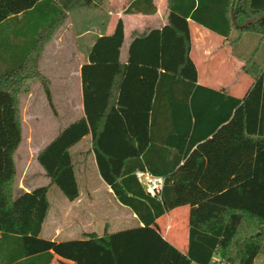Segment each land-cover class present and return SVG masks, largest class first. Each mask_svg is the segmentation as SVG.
Instances as JSON below:
<instances>
[{
    "label": "trees",
    "instance_id": "1",
    "mask_svg": "<svg viewBox=\"0 0 264 264\" xmlns=\"http://www.w3.org/2000/svg\"><path fill=\"white\" fill-rule=\"evenodd\" d=\"M104 1L0 0V264H49L52 255L73 264H254L264 255V73L251 75L240 98L197 85L188 21L232 45L243 34L264 42V20L240 28L264 15V0H166L165 25L132 32L125 61L118 20L80 69L84 117L37 155L49 184L13 197L20 98L39 83L53 110L38 59L70 12H99ZM156 12L154 0H130L124 14ZM88 135L101 179L142 226L42 239L49 189L69 203L79 197L70 149ZM136 171L164 179L159 197L146 194ZM181 207L189 209L185 252L157 224Z\"/></svg>",
    "mask_w": 264,
    "mask_h": 264
},
{
    "label": "rangeland",
    "instance_id": "2",
    "mask_svg": "<svg viewBox=\"0 0 264 264\" xmlns=\"http://www.w3.org/2000/svg\"><path fill=\"white\" fill-rule=\"evenodd\" d=\"M128 1L130 0H105L103 9L99 12H88L79 9L70 12L69 21L65 22L56 31L51 40L53 46L57 45L59 47L57 51H48V53L44 54L42 59L43 67H50V63H55L60 68V71L55 70V73L60 72L62 74L66 70L70 72V66H74L78 60L76 57V47L74 46H77L79 54L84 56L87 44L91 43L97 35L107 33L108 26L115 22L119 16L124 19L129 32L135 22L136 24L138 23L139 28L144 29L145 27L151 28L157 26V23H160L159 19L161 17L165 20L167 14L166 0H156L158 13L155 20L142 16L140 17V20H143L142 22L136 21L135 16L124 14ZM208 43L210 46L216 47V49H210L209 57L214 58L216 55H219V59L217 61L214 60L213 63L214 66L219 67L218 75L225 78L227 76V68L234 73L232 94L235 96L241 97L245 93V90L249 88V85L252 83V74H256V72L264 73V65H262L264 42L258 41L257 37L251 34H243L241 39L235 43L233 51L222 50L221 41L209 40ZM232 57L234 65L230 61ZM222 58L229 59V62L223 61ZM253 62L258 63V65L252 66ZM219 83L222 84L213 86L224 88L227 83L230 84V78L227 83L224 80H219ZM50 89L53 98V110L48 105L46 97L38 84L34 85L31 88L30 94L23 97L20 102L22 139L14 154L16 168L13 184L14 198L19 196L20 191L18 188L32 191L37 187L49 184L45 173L36 161L37 155L76 116V113L71 109L75 93L74 90L72 91L70 78L69 81L68 79L53 78ZM97 198L102 202V206L113 212L112 205L104 195L97 196ZM64 199L55 186L49 189L47 195V200L51 207L49 225L52 224L51 221L54 220V216H57L55 210H65V216L69 214L70 207L65 202L66 199ZM246 201L248 202V200ZM255 201L253 200V202ZM183 210L184 208H178L165 214L160 224L164 225L165 218L178 221L179 217H182V214L185 213ZM63 226L66 227V225ZM52 232L49 231V237ZM47 235L48 231L45 232V236ZM254 264H264V255H259L255 259Z\"/></svg>",
    "mask_w": 264,
    "mask_h": 264
},
{
    "label": "crops",
    "instance_id": "3",
    "mask_svg": "<svg viewBox=\"0 0 264 264\" xmlns=\"http://www.w3.org/2000/svg\"><path fill=\"white\" fill-rule=\"evenodd\" d=\"M125 6V9L127 8L128 4ZM154 3L157 7V2L154 0ZM103 9V8H102ZM124 9V11H125ZM167 11V7H166ZM157 12L154 15L150 16H143V15H132L135 16L136 21H143L140 20V17H148L150 19H156ZM167 13V12H166ZM70 14V13H69ZM69 14L68 18L65 22L69 21ZM130 16V15H129ZM167 17V14H166ZM166 17L165 20L161 17L159 19L160 23H157V26L151 27V28H139V26L135 24L132 26L131 31L129 32L126 27V23L122 17H118L115 22L111 23L108 26L107 33L99 34L96 36V38L104 36V35H110L112 34L115 25L118 20H121L124 25V42L121 50V60L125 61L126 54H127V48L129 45V42L131 40L130 35L132 32H138L141 33L145 29H158L165 25L166 23ZM188 27L190 31L191 36V51H190V57L196 66L197 70V85L210 88L213 90H222L225 93L232 95L233 97H237L234 94H232L233 91V83H234V73L227 68L226 74L227 76L221 77L218 75L219 73V67L214 66V60L219 59V55H216L214 58H210V49H216L214 46H210L208 43L209 40H216L221 41L222 43V50H229L233 51L234 45L230 44V42L222 38L214 33H211L207 29L195 24L192 21H188ZM22 31V30H21ZM95 38V39H96ZM95 39L87 44V48L85 51V55L81 56L79 54V49L76 47V57L77 62L74 66H70V72L66 70L65 73L57 72L55 73V70H59L58 66L55 63H50V67H43L42 65V59L44 57L45 53H48V51H57V48L59 46L52 45V41H50L44 48V51L40 55L37 63V69L40 74H42L50 83V88L52 84L53 78H59V79H65L69 81L70 78V85L72 86V91L74 90L75 98L72 102L71 109L76 113V116L73 121H70V124L74 121L84 117V111L82 106V86H81V76H80V69L82 65L87 63L88 54L90 51V48L92 44L94 43ZM218 46V45H217ZM223 61L226 60L229 62V59L222 58ZM231 64H233L234 59L231 58ZM212 62V63H210ZM234 65V64H233ZM232 67V65H231ZM72 68V69H71ZM6 67L4 64L0 61V73H2ZM230 78V84H228V80ZM219 80L226 81L227 85L224 86V88H216L213 85H220L222 83H219ZM40 85L39 83L32 84L30 86V92L31 88L34 85ZM224 84V82H223ZM230 85V86H229ZM251 85V84H250ZM249 85V86H250ZM41 87V85H40ZM42 89V87H41ZM71 89V88H70ZM248 89V88H247ZM43 91V89H42ZM247 90H245L246 92ZM29 92V94H30ZM44 93V92H43ZM28 94V95H29ZM51 99L52 98V92L50 89ZM28 95L22 96L20 98V102L23 97H26ZM45 95V94H44ZM244 95V93H243ZM242 95V96H243ZM241 96V97H242ZM240 98V97H237ZM75 106H77L75 108ZM82 145V147H81ZM81 147V148H80ZM74 156L75 159H74ZM70 157L72 160V163L74 164V173L79 189V197L76 201L69 203L65 199V202L70 207V212L65 216V210H55V214L57 213V216H54V220L51 221L52 224L49 225V216L51 212V207L49 205V209L47 212V216L42 228V232L40 237L45 240L49 241H55V242H66V241H79L84 240L87 235L95 234L97 237H101L105 232L108 234L117 233L120 231L135 229L138 227H141L142 224L137 220L135 215L126 207L120 205L114 195L112 194L110 188L103 182L101 179L98 168L96 165L95 155L92 150V138L90 135L85 136L78 144H76L74 147L70 149ZM19 195L30 192L25 189H20ZM104 195L107 200L112 205V210L105 208L102 206V202H100V199L97 198V196ZM184 208V214H182V217H179L178 221H172L170 218H165L164 225L162 226L160 224L161 219L157 220L158 227L160 229V232L163 236V238L168 241L171 245H173L175 248H177L181 252H185L188 245V207H181ZM186 208V209H185ZM54 214V215H55ZM180 214V213H179ZM53 216V215H52ZM63 225H66L63 226ZM49 229V230H48ZM48 231V235L45 236V232ZM49 231H53L51 233V236L49 237ZM49 264H73L72 262L64 261L60 258H58L55 255H52ZM211 264H223L220 262L218 257H214Z\"/></svg>",
    "mask_w": 264,
    "mask_h": 264
},
{
    "label": "built area",
    "instance_id": "4",
    "mask_svg": "<svg viewBox=\"0 0 264 264\" xmlns=\"http://www.w3.org/2000/svg\"><path fill=\"white\" fill-rule=\"evenodd\" d=\"M134 175L146 194L152 198L159 197L164 183L162 177L153 176L145 171H136Z\"/></svg>",
    "mask_w": 264,
    "mask_h": 264
},
{
    "label": "water",
    "instance_id": "5",
    "mask_svg": "<svg viewBox=\"0 0 264 264\" xmlns=\"http://www.w3.org/2000/svg\"><path fill=\"white\" fill-rule=\"evenodd\" d=\"M264 20V15L260 16V17H256V18H250L248 21H246L240 28H245L247 25L251 24V23H257L259 21Z\"/></svg>",
    "mask_w": 264,
    "mask_h": 264
}]
</instances>
